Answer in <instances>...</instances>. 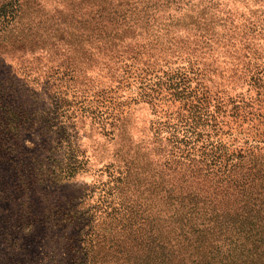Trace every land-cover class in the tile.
Returning <instances> with one entry per match:
<instances>
[{
	"label": "rangeland",
	"instance_id": "1",
	"mask_svg": "<svg viewBox=\"0 0 264 264\" xmlns=\"http://www.w3.org/2000/svg\"><path fill=\"white\" fill-rule=\"evenodd\" d=\"M17 1L0 0V264L78 263L107 165L152 172L171 150L181 108L143 94L173 74L208 97L219 142L264 165V0ZM63 138L81 159L70 179Z\"/></svg>",
	"mask_w": 264,
	"mask_h": 264
},
{
	"label": "trees",
	"instance_id": "2",
	"mask_svg": "<svg viewBox=\"0 0 264 264\" xmlns=\"http://www.w3.org/2000/svg\"><path fill=\"white\" fill-rule=\"evenodd\" d=\"M17 11L14 5L12 13ZM118 19L125 21L123 15ZM147 88L143 96L149 103L167 91L165 100L181 108L176 123L163 124L171 150L159 149L163 165L152 172L132 155L129 162L107 165L109 179L75 238L81 255L77 264H264L262 158L228 151L219 142V116L183 72ZM108 125L118 130L117 136L127 134L125 124ZM206 132L216 142L197 148L195 142ZM62 141L63 178L70 179L81 159L70 140Z\"/></svg>",
	"mask_w": 264,
	"mask_h": 264
}]
</instances>
